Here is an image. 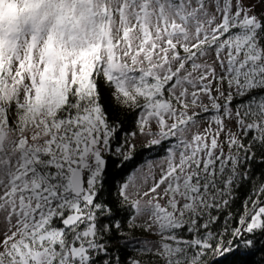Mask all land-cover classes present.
I'll list each match as a JSON object with an SVG mask.
<instances>
[{
  "label": "snow or ice",
  "instance_id": "obj_1",
  "mask_svg": "<svg viewBox=\"0 0 264 264\" xmlns=\"http://www.w3.org/2000/svg\"><path fill=\"white\" fill-rule=\"evenodd\" d=\"M257 253L264 0H0V264Z\"/></svg>",
  "mask_w": 264,
  "mask_h": 264
},
{
  "label": "trees",
  "instance_id": "obj_2",
  "mask_svg": "<svg viewBox=\"0 0 264 264\" xmlns=\"http://www.w3.org/2000/svg\"><path fill=\"white\" fill-rule=\"evenodd\" d=\"M151 158H157L154 153H145L144 157L142 159L134 160L132 162H129L128 168L132 169L136 166H139L143 162H145L148 159ZM137 236H147L146 233L143 232H137L135 233ZM264 253H257L253 257L247 258V264H264ZM212 257H209V260L211 261ZM241 258L238 256L229 255L227 257H221L219 258V264H236V261L240 260Z\"/></svg>",
  "mask_w": 264,
  "mask_h": 264
},
{
  "label": "rangeland",
  "instance_id": "obj_3",
  "mask_svg": "<svg viewBox=\"0 0 264 264\" xmlns=\"http://www.w3.org/2000/svg\"><path fill=\"white\" fill-rule=\"evenodd\" d=\"M149 160H153V161H155V160H157V158H151V159H148V160H146L145 162H143L142 164H143V165H146V163H147ZM142 164H140V165H142ZM145 170H146V168H145Z\"/></svg>",
  "mask_w": 264,
  "mask_h": 264
}]
</instances>
